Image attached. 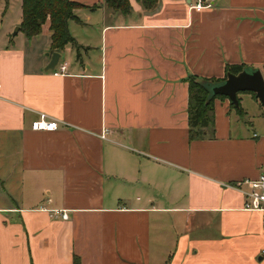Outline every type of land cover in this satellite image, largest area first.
<instances>
[{
  "label": "crops",
  "instance_id": "0c3cea01",
  "mask_svg": "<svg viewBox=\"0 0 264 264\" xmlns=\"http://www.w3.org/2000/svg\"><path fill=\"white\" fill-rule=\"evenodd\" d=\"M78 1L61 75L47 24L0 37V264H261V214L232 186L264 163L260 102L237 93L263 121L245 124L215 98L214 136L189 140L186 79L264 78V0ZM39 112L57 127L32 129Z\"/></svg>",
  "mask_w": 264,
  "mask_h": 264
},
{
  "label": "trees",
  "instance_id": "16d2710c",
  "mask_svg": "<svg viewBox=\"0 0 264 264\" xmlns=\"http://www.w3.org/2000/svg\"><path fill=\"white\" fill-rule=\"evenodd\" d=\"M3 1L6 6L11 0ZM135 1L146 11L155 10L159 4V0ZM103 5L113 13L125 15L131 11L130 0H103ZM82 6L83 4L78 0H20L21 17L18 25L19 30L30 38L38 34L42 26L47 24L50 32V48L52 50H61L66 44L72 43L77 50L78 56V49L81 46L75 42L70 34L67 22L69 19L75 18V9ZM94 7L91 6V9ZM242 67L241 64H226L225 74L226 72L236 73ZM222 78H203L197 75L187 76L189 140L212 138L214 136L213 102L215 98H226V96H210L208 85ZM230 104L234 107L231 102ZM234 108L239 116L243 115L244 112L240 105ZM73 264H79L78 257L73 258Z\"/></svg>",
  "mask_w": 264,
  "mask_h": 264
},
{
  "label": "built area",
  "instance_id": "2783aa9c",
  "mask_svg": "<svg viewBox=\"0 0 264 264\" xmlns=\"http://www.w3.org/2000/svg\"><path fill=\"white\" fill-rule=\"evenodd\" d=\"M189 7L200 10L212 4L211 0H188ZM53 75H61L66 71L65 63H58L51 70ZM58 121L44 112H39L30 127L34 130H53L57 127ZM238 189L244 197L243 208L250 211H258L261 214V227L264 230V163L261 164L258 174L254 178H243L232 185ZM65 218L66 213L61 212ZM261 264H264V245L259 250Z\"/></svg>",
  "mask_w": 264,
  "mask_h": 264
},
{
  "label": "water",
  "instance_id": "95a60500",
  "mask_svg": "<svg viewBox=\"0 0 264 264\" xmlns=\"http://www.w3.org/2000/svg\"><path fill=\"white\" fill-rule=\"evenodd\" d=\"M19 30V26L15 27L13 33ZM60 53L53 50L50 53L49 60L44 67V71L54 69L59 60ZM210 96L224 95L229 101L237 107L239 101L237 93L242 91H251L264 107V78L259 68L243 66L236 73L226 72L225 77L217 82L208 85Z\"/></svg>",
  "mask_w": 264,
  "mask_h": 264
},
{
  "label": "rangeland",
  "instance_id": "374dc122",
  "mask_svg": "<svg viewBox=\"0 0 264 264\" xmlns=\"http://www.w3.org/2000/svg\"><path fill=\"white\" fill-rule=\"evenodd\" d=\"M7 7L2 0H0V37H7L12 34L15 27L19 25L21 12H20V0H11ZM22 32V31H21ZM21 34V33H20ZM239 93L241 100L239 105L243 109V115L241 116L245 124H250L253 121L263 122L259 117V106L251 102L246 95ZM260 110L264 115V107L260 104ZM233 110L232 115H235Z\"/></svg>",
  "mask_w": 264,
  "mask_h": 264
}]
</instances>
